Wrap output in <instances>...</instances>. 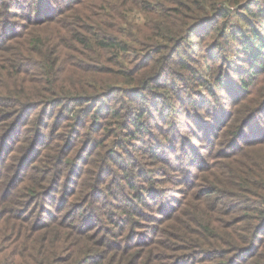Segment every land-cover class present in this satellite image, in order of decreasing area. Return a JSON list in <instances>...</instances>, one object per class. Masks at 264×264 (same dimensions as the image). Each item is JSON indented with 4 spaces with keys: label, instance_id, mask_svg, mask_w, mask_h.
Listing matches in <instances>:
<instances>
[{
    "label": "trees",
    "instance_id": "obj_1",
    "mask_svg": "<svg viewBox=\"0 0 264 264\" xmlns=\"http://www.w3.org/2000/svg\"><path fill=\"white\" fill-rule=\"evenodd\" d=\"M163 262L264 264V0H0V264Z\"/></svg>",
    "mask_w": 264,
    "mask_h": 264
},
{
    "label": "rangeland",
    "instance_id": "obj_2",
    "mask_svg": "<svg viewBox=\"0 0 264 264\" xmlns=\"http://www.w3.org/2000/svg\"><path fill=\"white\" fill-rule=\"evenodd\" d=\"M22 5V4H21ZM55 10H58L60 9L61 7H64V3H59V4H55L54 6ZM22 11V10H21ZM141 18V14L140 13H135V21L136 20H140ZM143 22V21H141ZM180 127V126H179ZM137 143V142H136ZM104 145H108L110 146L109 149H116L119 153L118 157L122 159L123 157V164L126 165L125 162H127V159L128 160H133L134 163L135 162H138V164H135L137 165L138 167L139 166H146L148 167L149 170H154V175L156 178L155 181H157V183H154L153 186H156L158 187V189H164V191L167 193V195L169 196H172L174 198H176V200H179V202H181L180 199H182V196H183V193L186 189V185L182 184V181H183V178L186 177L184 176V173H180V172H174V171H168L167 174H163L164 172H161V169H160V166L161 165L157 160H155L149 152L147 151H137L138 147H141V146H144V143H140L138 142V147L135 149L134 147L131 148L129 150V155L128 157L126 158L125 157V154L124 156L120 157L121 155V151L118 150V148H116L115 146H112L111 142L106 140L104 141ZM135 145V144H134ZM148 149V148H146ZM101 159L105 162V158L102 156ZM89 161V156L87 154V152L84 154L83 158L79 161L78 163V169L75 170L76 174L78 177H81V173L84 171H89V172H95L98 170V167H92L90 166L89 164H87V162ZM104 165V164H102ZM113 166V164L111 163V161H107V164L104 165V169L107 170L108 168L111 169V167ZM108 167V168H107ZM123 167V166H122ZM128 168H131L130 166ZM117 167L115 166L113 168V170H116ZM134 168L130 169L131 171L133 170ZM125 172H123L120 168H118V172H116L112 182H111V178L108 180L107 183L111 182V183H116V180L120 179V178H123L124 177V174ZM132 174V179H134V181L137 183V185H143V186H146L147 183H145V178H139L137 175L140 174V172H131ZM176 207H178V204H176ZM71 210L70 208L66 209L64 211V214L66 215L67 213H69ZM107 211V210H106ZM98 215L101 214V213H106V212H103V210H98ZM155 217H161L160 215H156ZM155 219L156 218H152L151 220H154L152 221L151 223L153 224V226L155 227H158L160 226L159 224H161V218H159L158 221L155 222ZM150 224V222H149ZM107 225V221L106 219H103L102 221L100 222H97V223H93L91 225V232L94 231V234H97L98 232H102L103 230V226H106ZM152 227V226H150ZM139 231H145L144 228H140ZM149 231V239H155L158 237V235L154 232V229H150ZM166 241V239H164ZM138 242V238L136 240ZM135 242V243H137ZM161 253L164 255V252L161 251ZM164 264V262L162 263Z\"/></svg>",
    "mask_w": 264,
    "mask_h": 264
}]
</instances>
